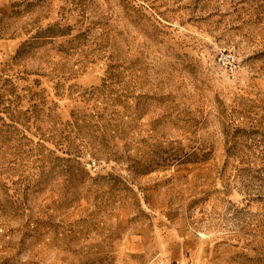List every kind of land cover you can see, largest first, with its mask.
<instances>
[{"label":"rangeland","instance_id":"obj_1","mask_svg":"<svg viewBox=\"0 0 264 264\" xmlns=\"http://www.w3.org/2000/svg\"><path fill=\"white\" fill-rule=\"evenodd\" d=\"M189 258L264 264V0H0V264Z\"/></svg>","mask_w":264,"mask_h":264},{"label":"built area","instance_id":"obj_2","mask_svg":"<svg viewBox=\"0 0 264 264\" xmlns=\"http://www.w3.org/2000/svg\"><path fill=\"white\" fill-rule=\"evenodd\" d=\"M238 69V64L235 61V58L233 57L232 60H230V75L234 79L236 77V71ZM151 264H167L163 259H159L156 261H153ZM171 264H196L193 259H186L182 261H176Z\"/></svg>","mask_w":264,"mask_h":264}]
</instances>
